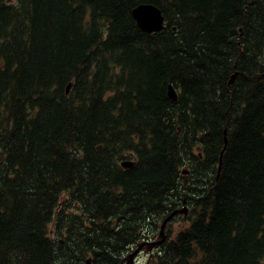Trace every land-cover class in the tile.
<instances>
[{
  "label": "trees",
  "instance_id": "trees-1",
  "mask_svg": "<svg viewBox=\"0 0 264 264\" xmlns=\"http://www.w3.org/2000/svg\"><path fill=\"white\" fill-rule=\"evenodd\" d=\"M183 203L143 264H264V0H0V264H125Z\"/></svg>",
  "mask_w": 264,
  "mask_h": 264
},
{
  "label": "rangeland",
  "instance_id": "rangeland-1",
  "mask_svg": "<svg viewBox=\"0 0 264 264\" xmlns=\"http://www.w3.org/2000/svg\"><path fill=\"white\" fill-rule=\"evenodd\" d=\"M182 174H186V172ZM188 209L189 205L183 203L177 207L176 216L173 219H167L161 227H157L158 229L153 235L150 236V231L145 235L144 231L141 241L136 246H132L128 254L125 255V264H143L159 248V243L172 237L186 224L188 219L187 215L189 214Z\"/></svg>",
  "mask_w": 264,
  "mask_h": 264
},
{
  "label": "water",
  "instance_id": "water-1",
  "mask_svg": "<svg viewBox=\"0 0 264 264\" xmlns=\"http://www.w3.org/2000/svg\"><path fill=\"white\" fill-rule=\"evenodd\" d=\"M131 17L135 21V24L137 28H139L143 32H155L157 30H160L163 28V17L160 14V11L153 5L147 4V3H140L135 5L131 11H130ZM232 79V75L230 76V80ZM69 83L65 87V91L68 89ZM167 95L168 97L174 101L176 98V92L174 88H172L170 85L167 86ZM226 142V138H223V147ZM222 151V149H221ZM221 151H219L218 159L220 160V154ZM121 166L127 167L131 165L130 161H121ZM220 162H218L217 166V172L220 167ZM180 211V210H178ZM177 212V210H174L170 212L162 221L160 224V227L165 223V221L169 218H171L172 215H174ZM160 244V243H159ZM87 262V260H86Z\"/></svg>",
  "mask_w": 264,
  "mask_h": 264
},
{
  "label": "flooded vegetation",
  "instance_id": "flooded-vegetation-1",
  "mask_svg": "<svg viewBox=\"0 0 264 264\" xmlns=\"http://www.w3.org/2000/svg\"><path fill=\"white\" fill-rule=\"evenodd\" d=\"M132 248V246L131 247H128L127 249H128V251L130 250Z\"/></svg>",
  "mask_w": 264,
  "mask_h": 264
}]
</instances>
